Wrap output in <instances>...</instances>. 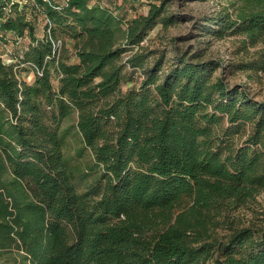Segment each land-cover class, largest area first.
<instances>
[{
	"label": "trees",
	"instance_id": "trees-1",
	"mask_svg": "<svg viewBox=\"0 0 264 264\" xmlns=\"http://www.w3.org/2000/svg\"><path fill=\"white\" fill-rule=\"evenodd\" d=\"M173 1L128 17L102 0H0V40L30 38L0 56V264H264V219L236 213L264 190V100L203 51L166 65L145 45L179 22ZM197 23L240 37L232 71L264 69V0H215ZM75 113L97 170L83 191L62 127Z\"/></svg>",
	"mask_w": 264,
	"mask_h": 264
},
{
	"label": "rangeland",
	"instance_id": "rangeland-1",
	"mask_svg": "<svg viewBox=\"0 0 264 264\" xmlns=\"http://www.w3.org/2000/svg\"><path fill=\"white\" fill-rule=\"evenodd\" d=\"M150 1L158 0H102V2L111 4L113 7L120 6L122 13H126L128 17L136 13L147 12ZM31 5L27 9L28 13L32 10ZM133 6L136 10L132 9ZM171 8L180 17L179 22L167 28L158 25L151 30L144 42L149 49H156V55L165 56L167 62L174 57L177 48L180 51H189L190 53L197 50L203 51L206 58L219 59L224 66H227L224 74L231 84L244 85L254 98L264 100V69L255 73L238 68L232 71L228 67L229 63L238 62L245 55L244 52L238 50L240 37L233 35L225 38H215L201 30L197 23V20L206 12L215 9V0H174ZM29 18L36 25L37 34L42 35L45 23L43 16L40 13L31 12ZM68 41L71 46V40ZM29 42L30 38L28 36L17 40L14 34L8 33L6 40H0V56L6 61L17 59L19 55L23 54V50L28 47ZM167 62L166 65L169 64ZM221 70V67L218 68L217 74H220ZM250 74H253V78L249 76ZM24 75L28 81H33V71H27ZM55 83H57V80ZM76 121L77 114L75 113L64 119L62 127L64 130L70 129L69 133L64 135L65 153L72 166L75 182L78 188L83 191L95 181L97 170L93 169L95 167L93 154L90 149L85 147L83 139L75 127ZM236 213L240 215L245 224L252 221L259 224L264 219V190ZM1 262H8L7 254H0Z\"/></svg>",
	"mask_w": 264,
	"mask_h": 264
},
{
	"label": "crops",
	"instance_id": "crops-1",
	"mask_svg": "<svg viewBox=\"0 0 264 264\" xmlns=\"http://www.w3.org/2000/svg\"><path fill=\"white\" fill-rule=\"evenodd\" d=\"M22 1V0H21ZM24 1H27V0H24ZM44 20H45V18H44Z\"/></svg>",
	"mask_w": 264,
	"mask_h": 264
},
{
	"label": "built area",
	"instance_id": "built-area-1",
	"mask_svg": "<svg viewBox=\"0 0 264 264\" xmlns=\"http://www.w3.org/2000/svg\"><path fill=\"white\" fill-rule=\"evenodd\" d=\"M17 1H21V0H17Z\"/></svg>",
	"mask_w": 264,
	"mask_h": 264
}]
</instances>
